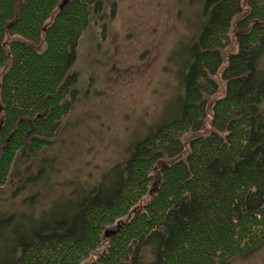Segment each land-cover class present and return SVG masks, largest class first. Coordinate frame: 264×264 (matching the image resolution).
I'll use <instances>...</instances> for the list:
<instances>
[{
  "label": "trees",
  "instance_id": "obj_1",
  "mask_svg": "<svg viewBox=\"0 0 264 264\" xmlns=\"http://www.w3.org/2000/svg\"><path fill=\"white\" fill-rule=\"evenodd\" d=\"M116 8L0 0V191L55 142L80 94L82 35ZM202 10L172 114L75 206L36 219L0 211V264H228L264 242V0ZM228 47L225 93L212 100Z\"/></svg>",
  "mask_w": 264,
  "mask_h": 264
},
{
  "label": "rangeland",
  "instance_id": "obj_2",
  "mask_svg": "<svg viewBox=\"0 0 264 264\" xmlns=\"http://www.w3.org/2000/svg\"><path fill=\"white\" fill-rule=\"evenodd\" d=\"M115 2L114 14L93 19L82 35L73 67L80 94L55 142L17 164L0 191L1 212L36 219L58 205L75 206L128 158L134 142L172 114L183 90L184 51L204 20L203 0ZM232 51L226 49L215 74L219 91L212 100L225 93L222 73ZM258 66L264 72V54ZM260 105L264 113V100ZM143 252L147 258L151 251ZM228 264H264V242Z\"/></svg>",
  "mask_w": 264,
  "mask_h": 264
}]
</instances>
